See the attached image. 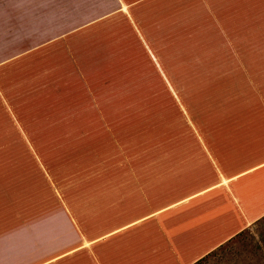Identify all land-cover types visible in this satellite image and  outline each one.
<instances>
[{
	"label": "rangeland",
	"instance_id": "obj_1",
	"mask_svg": "<svg viewBox=\"0 0 264 264\" xmlns=\"http://www.w3.org/2000/svg\"><path fill=\"white\" fill-rule=\"evenodd\" d=\"M35 1L0 0V55L21 51V41L35 34L46 37L49 31L35 29L45 21ZM89 2L88 15H102L96 7L103 0ZM250 10L264 23V0H145L133 9L142 36L116 14L73 35L96 42L49 45L0 67L4 101L28 115L10 131L17 142L0 143L10 166L0 189V232L33 229L55 211L57 197L97 181L103 165L134 150L176 149L179 134L193 133L195 117L224 111L212 103L241 98L236 87L259 76L249 68L256 63L241 60L253 47L229 37L244 36L236 21H249ZM64 12L69 18L84 10L74 3ZM261 33L264 40V26ZM7 193L10 207L3 206ZM195 264H264V218Z\"/></svg>",
	"mask_w": 264,
	"mask_h": 264
},
{
	"label": "crops",
	"instance_id": "obj_2",
	"mask_svg": "<svg viewBox=\"0 0 264 264\" xmlns=\"http://www.w3.org/2000/svg\"><path fill=\"white\" fill-rule=\"evenodd\" d=\"M142 1L103 0L96 10L104 12L93 17L89 0H37L45 21L35 29L49 32L23 39L19 52L1 53L0 67L49 45L96 42L73 35L116 14L130 19L136 37L142 36L133 13ZM74 3L84 13L65 18L64 8ZM253 12L249 21H236L244 36L233 28L235 37H229L253 47L241 60L256 63L249 68L259 76L236 87L241 98L212 103L224 111L195 117L193 133L179 134L176 149L134 150L126 160L103 165L97 181L83 182L73 196L57 197L55 211L39 217L33 229L2 230L0 264H195L264 218V70L258 64L264 62V23L254 22ZM16 113L0 92V143L17 142L10 131L28 115ZM5 150L0 149V189L10 173ZM20 152L14 154L19 158ZM5 197L3 206L13 205L8 193Z\"/></svg>",
	"mask_w": 264,
	"mask_h": 264
}]
</instances>
